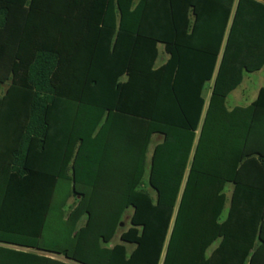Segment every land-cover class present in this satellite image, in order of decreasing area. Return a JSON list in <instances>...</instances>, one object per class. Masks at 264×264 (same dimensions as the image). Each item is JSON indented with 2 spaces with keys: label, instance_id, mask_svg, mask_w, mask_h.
I'll list each match as a JSON object with an SVG mask.
<instances>
[{
  "label": "trees",
  "instance_id": "1",
  "mask_svg": "<svg viewBox=\"0 0 264 264\" xmlns=\"http://www.w3.org/2000/svg\"><path fill=\"white\" fill-rule=\"evenodd\" d=\"M263 64L264 0H0V264H264Z\"/></svg>",
  "mask_w": 264,
  "mask_h": 264
},
{
  "label": "rangeland",
  "instance_id": "2",
  "mask_svg": "<svg viewBox=\"0 0 264 264\" xmlns=\"http://www.w3.org/2000/svg\"><path fill=\"white\" fill-rule=\"evenodd\" d=\"M160 58V55H158V59ZM264 86V64L261 67L260 70L254 71V72H244L242 74V79L240 84L235 88L234 93H238L240 90L244 93L246 98H250V90L255 88L256 86ZM232 93H229L226 97L225 104L226 106H229L231 104V97L233 95ZM155 141V140H154ZM152 143V140L150 144ZM145 177V175H144ZM131 209L127 208L123 215H122V222L119 225V229L117 230V233L115 234V237L113 238L112 242H118L117 235L120 229L126 228L128 225V214H130ZM131 246L127 245V249H130Z\"/></svg>",
  "mask_w": 264,
  "mask_h": 264
},
{
  "label": "crops",
  "instance_id": "3",
  "mask_svg": "<svg viewBox=\"0 0 264 264\" xmlns=\"http://www.w3.org/2000/svg\"><path fill=\"white\" fill-rule=\"evenodd\" d=\"M158 55H160V58L158 59ZM167 58V54L166 53H164L163 52V48H162V45L161 44H158L157 45V57H156V59H155V62H154V65H160V64H162L164 61H165V59ZM263 66V65H262ZM261 66V67H262ZM261 67L258 69V70H260L261 69ZM258 70H256V71H258ZM254 72V71H253ZM241 82V81H240ZM240 84V83H239ZM238 84V85H239ZM237 85V86H238ZM236 86V87H237ZM235 87V88H236ZM260 87H262V86H260V85H258V86H256L255 88H253V89H251L250 90V98H246L245 97V95H244V93L240 90L238 93H234L233 94V92H234V90H235V88L232 90V91H230L229 93H232L233 95H232V97H231V99H232V101H231V104L229 105V106H226L227 108H231L232 106H235V105H246V104H248L249 102H251L254 98H255V96H256V93H257V91H258V89L260 88ZM228 96V95H227ZM226 96V97H227ZM207 97H208V90H206L205 91V93H204V99H205V102H206V100H207ZM225 100H226V98H225ZM226 105V104H225ZM154 142L155 141H152V143L149 145V147H148V155H149V153H150V150H151V148H152V145L154 144Z\"/></svg>",
  "mask_w": 264,
  "mask_h": 264
}]
</instances>
